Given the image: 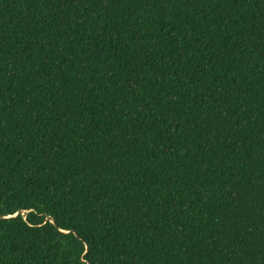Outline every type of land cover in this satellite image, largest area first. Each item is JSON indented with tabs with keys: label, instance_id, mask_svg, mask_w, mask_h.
Here are the masks:
<instances>
[{
	"label": "trees",
	"instance_id": "1",
	"mask_svg": "<svg viewBox=\"0 0 264 264\" xmlns=\"http://www.w3.org/2000/svg\"><path fill=\"white\" fill-rule=\"evenodd\" d=\"M0 264H264V0H0Z\"/></svg>",
	"mask_w": 264,
	"mask_h": 264
}]
</instances>
